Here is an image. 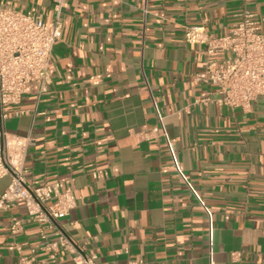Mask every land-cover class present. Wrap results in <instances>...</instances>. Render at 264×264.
I'll list each match as a JSON object with an SVG mask.
<instances>
[{"label":"crops","instance_id":"crops-1","mask_svg":"<svg viewBox=\"0 0 264 264\" xmlns=\"http://www.w3.org/2000/svg\"><path fill=\"white\" fill-rule=\"evenodd\" d=\"M51 24L53 0H0ZM247 9L264 31V0H66L63 37L53 49L52 83L33 85L25 115L6 122L30 137L24 166L34 186L71 180L77 205L65 231L99 264H264V104L244 113L215 102L216 89L193 81L205 47L184 27L228 34ZM208 100V101H207ZM213 212L209 219L174 165ZM9 178L0 179V195ZM65 188V186H63ZM21 204L0 210V264L22 254L73 264L42 249L38 232L9 233Z\"/></svg>","mask_w":264,"mask_h":264},{"label":"built area","instance_id":"built-area-1","mask_svg":"<svg viewBox=\"0 0 264 264\" xmlns=\"http://www.w3.org/2000/svg\"><path fill=\"white\" fill-rule=\"evenodd\" d=\"M65 3L66 0H53L55 18L51 24L42 14L0 6V179H10L0 195V210L10 211L21 204L25 217L11 218L10 235L21 238L28 230L35 229L42 249L49 252L51 260L56 261L61 253H66L72 257L73 264H99L97 256L89 253L84 244L74 242L65 231L63 221L77 205L71 180L43 186L29 183L24 166L31 138L11 134L6 128L10 118L25 115L19 107L33 85L46 91L52 83L50 62L55 45L63 37ZM184 39L189 45L205 47L203 71L193 75V81L215 88L213 96L219 106L247 113L257 101L264 104V31L256 14L244 9L241 21L223 36L209 32L205 25L186 26ZM155 109L159 126L145 131L144 135L163 133L175 167L207 213L211 249L213 212L180 171L175 141L168 137L165 117L160 115L156 104ZM17 249L21 264H43L36 259L35 251L26 256L21 246ZM210 251V264H214Z\"/></svg>","mask_w":264,"mask_h":264}]
</instances>
